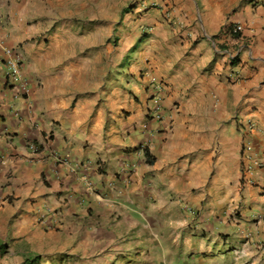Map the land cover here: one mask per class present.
Instances as JSON below:
<instances>
[{
	"label": "crops",
	"instance_id": "1",
	"mask_svg": "<svg viewBox=\"0 0 264 264\" xmlns=\"http://www.w3.org/2000/svg\"><path fill=\"white\" fill-rule=\"evenodd\" d=\"M77 1L0 0V254L56 241L71 259L76 250L116 261L152 251L155 238L165 250L172 227L181 258L208 260L232 242L235 264H264V0L138 3L131 53L119 60L130 57L134 81L111 88L106 72L79 85L75 68L56 66L50 42L68 38L58 13ZM235 23L244 31L233 44L224 30ZM5 47L21 54L27 97L5 84ZM151 76L167 117L145 131ZM51 149L79 163L99 195L56 167ZM125 165H135L126 178Z\"/></svg>",
	"mask_w": 264,
	"mask_h": 264
},
{
	"label": "rangeland",
	"instance_id": "2",
	"mask_svg": "<svg viewBox=\"0 0 264 264\" xmlns=\"http://www.w3.org/2000/svg\"><path fill=\"white\" fill-rule=\"evenodd\" d=\"M144 1L146 0H88V5H85L86 0H79L72 6L70 4L67 6L63 12L65 15L59 12V24H57L59 31L62 26L60 23L63 22L65 26V31L59 34L65 33L66 35L63 36L68 37L65 43H58L55 40L50 42L60 47L55 54V61L58 62L56 66L59 70L67 66L75 68V73L78 75L74 77L80 78L79 85L96 84L101 79L102 72L107 73L108 88H111L114 80L120 83L123 77L134 81V77L129 75L130 57H124L125 60L122 59L121 63L119 60L124 54L131 53L128 46L131 43L129 37L135 33L132 25L137 20V17L132 16L135 14L134 9L137 4ZM58 9H61L60 5ZM142 43L139 42L138 45L141 46ZM63 48L66 56L62 59L60 51ZM137 49L138 47L134 50L135 53ZM57 67L53 68L54 73L58 71ZM138 76L141 80L146 79L144 71H141ZM25 79L28 83L30 82L28 78ZM149 85L148 88H150ZM165 241L168 242L164 244V247H167L165 250H161V245L155 238L152 251H138L136 254L126 255L119 253L116 261H112L113 258L109 255L105 257L100 254L87 260L82 258L80 251L76 250L75 259H71L73 248L67 247L61 250L62 243L56 241L41 244L38 251L23 250L21 247L24 245L20 244L15 246L4 244V252L0 254V264H22L20 263L22 256L26 260L38 255L42 257L41 264H201L203 262V264H235L233 250H230L234 246L232 242L213 249L212 258L205 260L203 253L202 256H197V259L193 258L195 255L193 253L181 258L183 254L179 246L180 237L172 227ZM260 246L259 251L264 253V245Z\"/></svg>",
	"mask_w": 264,
	"mask_h": 264
},
{
	"label": "built area",
	"instance_id": "3",
	"mask_svg": "<svg viewBox=\"0 0 264 264\" xmlns=\"http://www.w3.org/2000/svg\"><path fill=\"white\" fill-rule=\"evenodd\" d=\"M244 31V27L241 23H235L228 25L225 30H224V35L228 42H232L233 44L236 42H239L240 39V34H242ZM5 52V57L3 60V65L5 67V78H6V84L11 85L14 88H19L18 92L20 95L23 97H27L30 95V85L26 81V79L23 77L22 73V58L21 54L18 49L16 48H10V47H5L4 48ZM228 54L234 53L233 51L227 52ZM231 55V60L233 59V56ZM237 76H233L232 79L235 80ZM149 83L151 88L155 91L154 95H152V100L154 103L152 106L149 107L148 110V116H147V121L143 124L142 129L143 130H148L149 126L151 124V120L154 121H163L167 117V110L163 106L162 99L160 97V92L163 90V82L158 81L154 77H149L148 78ZM172 109H177V108H172ZM19 114V112H18ZM171 118V117H170ZM171 120V119H170ZM170 122V121H169ZM250 127L254 128L255 124L250 122ZM48 141H51V137L48 138ZM30 149L37 153L41 154L42 150L39 148L36 144L30 143L29 144ZM51 153L48 154V156L52 157L54 160L56 167L57 166H66L69 171L76 176L77 178L82 180V182H85V187L87 190L91 192H96L95 185L93 182L89 181L88 178L86 177L84 171L80 168L79 163L78 164H73L67 158L66 156L61 155L58 151L56 150H50ZM135 168V165H125L121 169V175L125 176L126 178V173L128 172L129 169ZM128 182V179H127Z\"/></svg>",
	"mask_w": 264,
	"mask_h": 264
},
{
	"label": "trees",
	"instance_id": "4",
	"mask_svg": "<svg viewBox=\"0 0 264 264\" xmlns=\"http://www.w3.org/2000/svg\"><path fill=\"white\" fill-rule=\"evenodd\" d=\"M42 257L40 255L32 258H27L26 261L23 264H41L40 260Z\"/></svg>",
	"mask_w": 264,
	"mask_h": 264
},
{
	"label": "clouds",
	"instance_id": "5",
	"mask_svg": "<svg viewBox=\"0 0 264 264\" xmlns=\"http://www.w3.org/2000/svg\"><path fill=\"white\" fill-rule=\"evenodd\" d=\"M240 37L242 36V34H240L239 35ZM5 84H6V81H5ZM6 86H7V84H6ZM12 87V86H11ZM2 88V84H0V89ZM23 97V96H22ZM31 143H33V144H36V143H34V142H31ZM30 144V143H29ZM37 145V144H36ZM29 146V145H28ZM38 146V145H37ZM39 147V146H38ZM30 148V147H29ZM39 148H41V147H39ZM37 154V153H36ZM69 170V169H68ZM76 177V176H75ZM93 193H95V194H97V191L96 192H93ZM97 195H99V194H97Z\"/></svg>",
	"mask_w": 264,
	"mask_h": 264
}]
</instances>
